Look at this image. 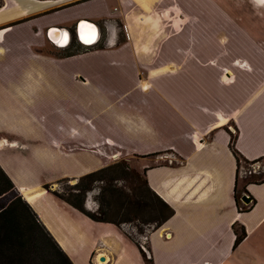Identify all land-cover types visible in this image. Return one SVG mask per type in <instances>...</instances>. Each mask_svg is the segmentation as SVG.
I'll return each mask as SVG.
<instances>
[{
    "label": "crops",
    "instance_id": "0c3cea01",
    "mask_svg": "<svg viewBox=\"0 0 264 264\" xmlns=\"http://www.w3.org/2000/svg\"><path fill=\"white\" fill-rule=\"evenodd\" d=\"M73 32L90 50L43 51ZM231 134L264 161V2L0 0V169L72 264H264V182L239 195ZM125 157L173 212L145 239L51 191Z\"/></svg>",
    "mask_w": 264,
    "mask_h": 264
},
{
    "label": "rangeland",
    "instance_id": "374dc122",
    "mask_svg": "<svg viewBox=\"0 0 264 264\" xmlns=\"http://www.w3.org/2000/svg\"><path fill=\"white\" fill-rule=\"evenodd\" d=\"M101 34L93 48L102 46L104 33ZM82 47L73 32L71 44L67 48L57 49L47 43L43 51L57 56H68L90 50ZM117 159L115 162L112 158L110 169L98 173L92 179H63L50 190L72 203H75L74 200L78 196V204L85 212L121 225L134 236L141 235V238H145L148 231L157 229L163 224L162 206L158 198L144 184L143 174L134 169L135 157ZM259 175L264 176L263 160L252 164L241 162L238 171L239 195L242 194L246 182L256 180ZM19 196L16 191L2 195L0 211ZM239 203L243 205L240 200ZM22 243L23 245L21 242L0 245V264H58L50 245L44 241L38 231H29Z\"/></svg>",
    "mask_w": 264,
    "mask_h": 264
},
{
    "label": "trees",
    "instance_id": "16d2710c",
    "mask_svg": "<svg viewBox=\"0 0 264 264\" xmlns=\"http://www.w3.org/2000/svg\"><path fill=\"white\" fill-rule=\"evenodd\" d=\"M235 139H236V137L233 134H231L230 146H231L233 155L236 159L238 170H239L241 162L252 164V163L260 161V160H258V161H254V162H249V161L245 160L233 148V144L235 142ZM108 169H110V167L99 170L95 173H91V174L86 175L80 179H92L98 173L104 172ZM237 179H238V172H237ZM251 182L252 183H263L264 182V176L259 175V176H257L256 180L247 181L246 183H251ZM144 184L147 187L145 180H144ZM148 190H149V188H148ZM9 191H14V186L11 183V181L9 180V178L5 175V173L0 169V197L4 194L8 193ZM244 192L245 191H243V193ZM53 194L55 196H57L58 198L62 199L63 201L67 202L69 205H71L75 209H77L80 212H82L83 214H85L90 219L97 221V222H108L106 220H103V219L97 217L96 215H92L90 213L85 212L81 208V205L78 204L79 203L78 196L76 197V200H74V202L77 203V204H75V203H72L69 200L64 199L63 197L57 195L55 192ZM158 200L160 202V205L162 206L161 219L164 223L172 215L173 212L161 199L158 198ZM34 230L38 231L40 236L44 239V241L50 245L51 249L53 250L54 254L56 255V260H57L58 264H72V262L70 261L68 256L59 248V246L54 241V239L51 237V235L39 223L37 216L35 215V213L31 209V207L20 196L16 197L13 201H11L9 203V205L7 207H5L2 211H0V245L5 244V243H10V245L12 243L20 244V242H21V245H23V243H22L23 238L27 236V233L29 231H34ZM234 232L236 235V240H235V246H236L245 238V232L243 231V229H241V228L237 229L236 227H234Z\"/></svg>",
    "mask_w": 264,
    "mask_h": 264
},
{
    "label": "water",
    "instance_id": "95a60500",
    "mask_svg": "<svg viewBox=\"0 0 264 264\" xmlns=\"http://www.w3.org/2000/svg\"><path fill=\"white\" fill-rule=\"evenodd\" d=\"M76 34H77V39L82 44H84L85 46H92L97 42L99 38V29L95 24L91 22L81 21L77 25ZM250 200L251 199H249L247 195H243L241 197V201L243 203L249 204Z\"/></svg>",
    "mask_w": 264,
    "mask_h": 264
},
{
    "label": "bare ground",
    "instance_id": "6f19581e",
    "mask_svg": "<svg viewBox=\"0 0 264 264\" xmlns=\"http://www.w3.org/2000/svg\"><path fill=\"white\" fill-rule=\"evenodd\" d=\"M258 1H264V0H258ZM63 39L61 40V43H65L67 41L66 35L63 33ZM83 39V38H82ZM91 41V40H89Z\"/></svg>",
    "mask_w": 264,
    "mask_h": 264
},
{
    "label": "built area",
    "instance_id": "2783aa9c",
    "mask_svg": "<svg viewBox=\"0 0 264 264\" xmlns=\"http://www.w3.org/2000/svg\"><path fill=\"white\" fill-rule=\"evenodd\" d=\"M98 39H99V38H98ZM97 41H98V40H97ZM96 43H97V42H96ZM96 43H95V44H96ZM250 172H251V171H249V173H250ZM166 236H167V237H169V236H170V234H167ZM144 239H145V238H144ZM144 243H145V242L143 241V248H144V250H147V248H146V247H144Z\"/></svg>",
    "mask_w": 264,
    "mask_h": 264
}]
</instances>
